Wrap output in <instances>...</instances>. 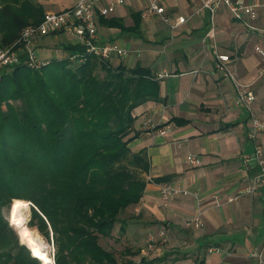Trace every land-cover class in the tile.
Wrapping results in <instances>:
<instances>
[{"label": "crops", "instance_id": "crops-1", "mask_svg": "<svg viewBox=\"0 0 264 264\" xmlns=\"http://www.w3.org/2000/svg\"><path fill=\"white\" fill-rule=\"evenodd\" d=\"M231 1L261 4L257 18L247 26L233 19L225 6L211 17L207 10L195 13L197 0H168L167 12L187 17L171 29L158 16L144 15L143 8L132 5L125 10V0L106 17L122 25L98 19L101 40H119L127 50L126 55L112 54L108 62L147 68L159 82V99L145 101L132 111L133 137L128 146L132 152L145 153L148 169L144 177L150 179L140 201L127 208L122 219L121 238L126 247L139 251L127 256L135 262L156 257L162 261L155 264H264V197L259 190L251 196L245 193L258 168L254 163L246 170L240 162L243 154L254 150V141L247 138L249 115L233 105L235 88L215 69L211 46L215 42L218 52L231 56L238 81L249 84L255 96L253 112L264 118V60L257 51H264V0ZM39 2L47 13L67 9L76 0ZM133 12L140 15L135 17ZM211 26L214 38L207 36ZM58 34H65V41L60 42ZM50 42L54 48L46 47ZM75 43L65 32L47 35L36 41L35 54L42 60L36 48L49 51L44 60H52L62 49L66 57L63 48ZM147 119L156 126H147ZM161 128H166L164 134L159 133ZM256 140L264 156V133ZM188 154L198 156L200 164L188 162ZM157 178L162 180L152 181ZM161 184L179 185L187 193L173 195L163 207ZM198 210L204 224L195 229L186 218ZM162 229L166 235L157 238ZM149 234L157 241L147 251Z\"/></svg>", "mask_w": 264, "mask_h": 264}, {"label": "trees", "instance_id": "trees-1", "mask_svg": "<svg viewBox=\"0 0 264 264\" xmlns=\"http://www.w3.org/2000/svg\"><path fill=\"white\" fill-rule=\"evenodd\" d=\"M44 15L38 0H0V48ZM99 20L122 25L116 18ZM63 49L84 51L77 44ZM158 99L159 82L147 68L113 66L94 55L83 62L52 59L36 69L21 62L1 71L0 264H41L16 236L10 240L3 209L13 199L31 202V225L46 236L51 232L54 264L162 261H118L100 244L116 223L122 236L127 208L143 196L148 162L143 151L128 146L132 111ZM138 253L124 248L125 255Z\"/></svg>", "mask_w": 264, "mask_h": 264}, {"label": "built area", "instance_id": "built-area-1", "mask_svg": "<svg viewBox=\"0 0 264 264\" xmlns=\"http://www.w3.org/2000/svg\"><path fill=\"white\" fill-rule=\"evenodd\" d=\"M125 0H76L73 6L56 12H47L44 18L38 24H30L22 27L18 32L16 39L4 48H0V73L6 67H14L24 62L30 68H39L49 62L41 60L35 54V43L41 37L54 35L60 32L70 34L76 41L75 44L82 46V53L68 54V58L73 61L83 62L87 55H94L102 61H108L112 54L126 55L127 50L120 47L116 41H103L99 37L98 19L106 18L114 14L116 8L124 4ZM168 0H144L143 14L146 16H158L171 29L187 21V17L181 14L173 15L167 12ZM198 6L195 13L207 10L211 17L216 11L225 6L232 18L243 22L249 26V22L257 18L258 9L261 4L256 2H233L231 0H197ZM213 26L207 32L209 38H214ZM215 56V69L229 78L235 88L233 105L247 110L249 118L247 124V138L254 141V150L250 153L243 154L240 157L242 166L249 170L256 164L258 171L254 174L249 184L245 188V193L249 196L255 191H260L264 197V156L261 145L257 142V137L264 133V118L258 117L252 110V104L255 96L249 90V84H243L238 81L236 75L231 69L232 58L229 54L220 53L216 49V43H212ZM258 53L264 60V51L257 49ZM150 128L156 125L147 119L146 123ZM166 128L159 130L164 134ZM186 160L192 164H200L201 160L194 154H188ZM150 181V179H146ZM186 194L187 190L179 185L161 184L159 187V198L162 206L167 207L170 198L175 194ZM188 223L195 229L203 226L202 212L198 210L195 214L186 218ZM166 230L158 232L157 238L164 237ZM157 238L154 234L148 235L147 251L153 248ZM209 251H215L216 248H209Z\"/></svg>", "mask_w": 264, "mask_h": 264}, {"label": "rangeland", "instance_id": "rangeland-1", "mask_svg": "<svg viewBox=\"0 0 264 264\" xmlns=\"http://www.w3.org/2000/svg\"><path fill=\"white\" fill-rule=\"evenodd\" d=\"M127 3H129V5ZM127 3L125 5H123V8H125V10L131 8L132 5H135L134 9L142 10L143 4H144V0H127ZM123 8H120L119 10H123ZM57 36H58L57 38L60 40V42H63L66 39V35L65 34H58ZM49 39H51V36H49L46 39L45 42L46 43L49 42L50 41ZM45 42H43V43L45 44ZM116 42H119V40H117ZM46 47L54 48V44H52V43L51 44H46ZM39 51L40 50L39 49L37 50V48H36V53L39 54L40 57L42 56L41 58H44V59L49 58L48 54H47V52H49V51H47V52L45 50L44 51H40V52ZM56 54H57L56 55L57 59H62V58H64L62 56L65 55L64 51L62 49H58L56 51ZM44 59H42V60H44ZM143 176H144V174H143ZM13 200H11L8 209L7 208L3 209L4 219H5V221H7L8 226L13 230V232H11L9 234L10 240L12 241V239H14V237L16 236L18 238V242L21 243V244H24L25 247H27L29 249L30 254L34 258H36V256L33 254L32 246L29 243L28 237H27V231H36L41 236V238H42V240L44 242L45 251L53 259V255H54V252H55V246L53 244L51 232H50L49 236H46L44 233L41 232L40 228L38 227L37 224H35V222H34L33 225H31V219L30 218H31V206H32L31 204L32 203L29 202L30 204L28 206V219L22 224H17L15 222L11 221L10 218H9V209L11 207V203H12ZM124 216H127V215L124 214ZM121 217H122V215H121ZM118 226H119V224L116 223L115 226H114V235H112L110 238H101L100 244L106 249L113 250L116 253V255H117L118 259H119L118 261H123V260H125L126 258H129V257H127L128 255L124 254V248L126 247V245H125L124 240L121 238L120 232L117 230ZM30 248H31L32 252H31ZM36 259H38V258H36ZM40 263L44 264L42 261H40ZM48 264H54V259H53L52 263H48Z\"/></svg>", "mask_w": 264, "mask_h": 264}, {"label": "bare ground", "instance_id": "bare-ground-1", "mask_svg": "<svg viewBox=\"0 0 264 264\" xmlns=\"http://www.w3.org/2000/svg\"><path fill=\"white\" fill-rule=\"evenodd\" d=\"M28 202L22 199H14L9 209L11 221L22 224L28 219ZM28 241L32 246L33 254L44 264L52 263V257L47 254L44 242L36 231H27Z\"/></svg>", "mask_w": 264, "mask_h": 264}, {"label": "water", "instance_id": "water-1", "mask_svg": "<svg viewBox=\"0 0 264 264\" xmlns=\"http://www.w3.org/2000/svg\"><path fill=\"white\" fill-rule=\"evenodd\" d=\"M27 202H28V205H29V204H30L29 201H27ZM31 205H32V204H31ZM32 206H33V205H32Z\"/></svg>", "mask_w": 264, "mask_h": 264}]
</instances>
